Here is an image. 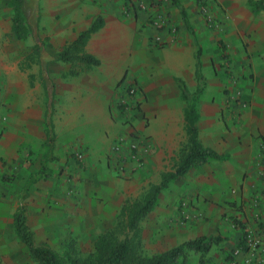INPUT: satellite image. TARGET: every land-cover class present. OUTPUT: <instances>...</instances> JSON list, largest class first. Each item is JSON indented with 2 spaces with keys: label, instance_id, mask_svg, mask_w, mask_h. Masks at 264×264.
I'll use <instances>...</instances> for the list:
<instances>
[{
  "label": "crops",
  "instance_id": "0c3cea01",
  "mask_svg": "<svg viewBox=\"0 0 264 264\" xmlns=\"http://www.w3.org/2000/svg\"><path fill=\"white\" fill-rule=\"evenodd\" d=\"M138 1L39 0L41 30L39 36L28 38L47 65L41 61L17 73L23 83L15 85L13 115L7 122L0 120V224L6 219L14 226V214L22 204L29 226L35 223L54 233L57 227H75L83 218L86 233L101 235L127 201L160 184L164 174L175 169L188 142L189 103L182 87L197 92L201 49L205 85L194 102L198 135L202 145L221 158L209 157L171 180L151 212L157 208L166 212V218L181 213L188 218L168 229L171 248L200 236L218 238L208 253L189 251L190 263L206 259L205 264H231L226 253L234 248L241 249L234 257L241 261L248 255L243 234L247 229L237 227L232 214L242 213L243 220L253 223L260 212L257 228L260 234L264 231L263 198L260 211L248 208L247 216L239 207L242 200H251L240 186L249 189L257 177V170L252 173L250 168L248 177L246 170L251 126L264 129V68L253 87L245 88L249 108L234 111L236 105L226 101L225 74L211 75L209 68L216 38H225V31L209 29L193 0H147L154 6L161 3L172 18L171 28L156 29L146 13H124L126 5ZM98 18L103 25L91 34L85 51L100 64L81 63L80 73L72 75L74 65L57 59V53ZM157 36L167 44L157 46ZM220 61L216 57L214 65ZM130 82L139 87L138 103L124 114L118 105ZM0 102V111L7 109L1 94ZM121 134L147 139L151 145L144 165L131 163L125 173L116 170L111 157V147ZM47 211L57 217L53 228L43 221Z\"/></svg>",
  "mask_w": 264,
  "mask_h": 264
},
{
  "label": "rangeland",
  "instance_id": "374dc122",
  "mask_svg": "<svg viewBox=\"0 0 264 264\" xmlns=\"http://www.w3.org/2000/svg\"><path fill=\"white\" fill-rule=\"evenodd\" d=\"M193 1L195 11L202 15L204 23L209 29L218 34L225 31V38L223 36L216 38V51L211 52L210 55L209 68L211 75H217L219 72L225 74L226 101L236 105L234 111L249 108L250 101L245 97V88L248 87V84L252 86L255 78L263 76L262 68H264V36L260 38V35H264V12L255 11L253 6L259 0H225L224 5L221 0ZM158 5H161V3H158ZM28 6L29 24L32 27H30L32 32L29 36L31 38L39 36L41 30L37 22L38 15L41 12L39 0H29ZM12 12L10 0H0V94L5 101L4 105L7 106V109L0 111L2 122L9 121V116L13 115L11 109L15 102V85L23 83V80L18 79L17 73L24 72L33 65L41 64V61L43 65H47L45 59L40 58L39 60L37 51L31 46L29 38L20 40L16 37L12 30ZM216 57L221 59L219 63L217 62V66L214 65ZM52 59L49 58L48 60ZM27 82H31V79L29 78ZM251 127L253 138L251 137L249 141L251 153L247 155L248 168L246 175L247 177L251 176L257 170V177L253 178V183L249 189L245 188L244 184L240 186L242 192L251 195L250 202H246L244 199L239 205L246 216L248 208L259 210L262 198L264 199V129L261 130V127H259L256 130L253 126ZM250 168L254 170L252 173L249 172ZM70 175L72 174L70 173ZM144 195L145 193H140L137 199L142 198ZM131 199H134V197H131ZM257 213L258 215L254 214L253 223H248V219L243 220L242 213L239 214L240 216L232 214L233 223L237 227L247 229L246 232H243L245 242L247 233L250 230L260 234V229L257 228L260 222V217L257 216L260 212ZM164 214H166L164 210L156 208L140 224L141 252L144 255L150 256L169 250L173 243H171L170 236L167 233L168 229L172 226L176 227L188 219L183 213L177 217L171 215L168 218ZM43 219L47 226L53 228L57 217L54 211H47ZM121 219V215L111 218L107 229L102 234L114 232L123 238L125 234L120 231ZM81 220L83 218H79L76 226L69 227V230L68 227H57V232L54 233L49 232V229H45L44 226L38 227L35 223L29 227L30 229H36L33 234L37 245L50 247L68 264H71L67 257H87L94 250L95 241L100 235L86 233L82 228ZM33 222L37 223V219ZM251 223L255 224L256 228H250ZM262 236L264 241V231ZM235 250L236 248L226 253L227 259L232 258L231 262L234 261L236 256L234 254ZM259 256L264 258V242ZM0 257L6 264H33L29 250L20 240L11 220L4 219L0 224ZM190 260L191 258L187 256L186 260L181 258L177 264H193L190 263ZM205 261L206 259H203L202 264H205ZM239 264H258V261L252 259L248 263L243 257Z\"/></svg>",
  "mask_w": 264,
  "mask_h": 264
},
{
  "label": "trees",
  "instance_id": "16d2710c",
  "mask_svg": "<svg viewBox=\"0 0 264 264\" xmlns=\"http://www.w3.org/2000/svg\"><path fill=\"white\" fill-rule=\"evenodd\" d=\"M29 0H10L12 7V30L20 40L27 39L31 34L28 13ZM255 11L264 10V0L254 3ZM183 18L189 25L186 12L183 10ZM103 25L102 19L98 18L87 30L81 32L77 38L64 46L58 53L57 59L70 62L74 65L72 75L80 73L78 65L85 63L88 67L100 64V61L85 51V46L91 34L99 30ZM201 49L198 50V80L199 87L195 94L183 86V97L189 103L185 110L186 130L188 142L179 153V160L173 171L163 176L160 184L151 185L147 193L139 199L129 200L122 207L120 231L125 236L121 238L114 232H107L98 236L94 244V250L85 258L68 256L71 264H177L181 258L187 259L189 251L208 253L217 237L200 236L196 239L187 240L169 250L154 254L144 255L141 252L140 223L154 209L159 194L168 186V183L176 177L185 175L190 168L203 164L209 157L221 158L217 152L205 148L199 140L197 121L199 119L195 101L204 91V76L200 61ZM14 226L20 240L26 245L33 264H68L53 249L48 246L36 244L34 234L27 224L26 208L21 205L14 214ZM245 236V235H244ZM241 246L244 247V244ZM0 264H6L0 257Z\"/></svg>",
  "mask_w": 264,
  "mask_h": 264
},
{
  "label": "built area",
  "instance_id": "2783aa9c",
  "mask_svg": "<svg viewBox=\"0 0 264 264\" xmlns=\"http://www.w3.org/2000/svg\"><path fill=\"white\" fill-rule=\"evenodd\" d=\"M132 12L146 13L156 29L171 28L173 26L169 11L163 5L156 4L154 6L147 0H139L136 4H130L129 6L126 5L124 8V13L126 15H130ZM167 42L168 40H165L160 36L155 38V44L157 46H164ZM138 92L139 87L136 83H127L126 91L119 100L118 105V107L123 110L124 114L130 113L136 108L138 103ZM150 148L151 145L148 143L147 139L136 138L133 136L128 137L126 134L119 135L111 147V157L115 161L116 170L119 173H125L131 163H134V165H138L139 167L143 166ZM129 171L131 170L129 169ZM263 242L262 234H258L254 230H250L247 233L246 250L248 255L244 257L248 263L250 260L256 259L258 264H264V258L259 256ZM241 252V249H236L234 251L236 258ZM231 264H239V260L234 259Z\"/></svg>",
  "mask_w": 264,
  "mask_h": 264
}]
</instances>
